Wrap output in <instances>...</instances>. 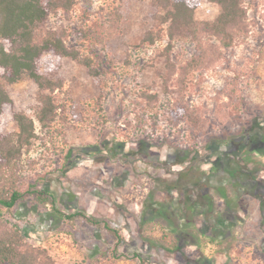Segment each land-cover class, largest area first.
<instances>
[{"label": "rangeland", "instance_id": "obj_1", "mask_svg": "<svg viewBox=\"0 0 264 264\" xmlns=\"http://www.w3.org/2000/svg\"><path fill=\"white\" fill-rule=\"evenodd\" d=\"M245 6V32L222 55L212 41L208 47L179 34L170 39L160 0H77L69 13L48 18L41 33H58L77 55L55 63L51 77L61 86L46 94L54 98L56 116L40 123L42 90L25 78L6 85L13 103L0 127V136H17V112L36 122V136L12 161L0 144V159L7 158L0 161V187L37 184L53 192L67 214L84 215L59 218L31 195L5 211L27 242L45 252L44 264H259L257 256L248 263L239 254L237 238L225 247L211 234L190 246L197 231L183 232L176 210L186 207H174L196 195L203 202V189L215 209L225 206L219 192L206 187L211 162L228 142L264 132V0ZM218 12L203 0L196 17L213 20ZM192 60L211 66L186 73ZM184 104L206 120L204 131L183 116ZM245 156L250 162L238 170L264 172L259 156ZM217 174L219 181L230 178L223 169ZM226 188L235 193L234 186ZM242 192L245 207L251 194L246 187ZM186 219L193 220L190 210ZM104 222L118 228L120 238ZM210 240L217 243L212 255Z\"/></svg>", "mask_w": 264, "mask_h": 264}, {"label": "trees", "instance_id": "obj_2", "mask_svg": "<svg viewBox=\"0 0 264 264\" xmlns=\"http://www.w3.org/2000/svg\"><path fill=\"white\" fill-rule=\"evenodd\" d=\"M77 0H0V127L7 106L13 103L6 85L15 84L25 78L35 80L42 90L40 95L41 108L38 110V120L47 126L56 116L54 98L46 91H54L59 84L51 76L56 68L55 63L62 58L73 56L66 45L65 39L56 32L42 34L41 29L48 18L63 10L72 11ZM203 0H160L164 21L168 23L170 39L177 34L188 36L197 44L208 47L212 41L215 52L222 55V50L231 48L246 29L247 8L249 0H208L219 7V12L213 20L201 21L196 17V11ZM199 60V59H198ZM190 61L185 68L189 73L192 69L210 68V62ZM89 67L90 64H89ZM188 71V72H187ZM183 104V103H182ZM183 116L190 121L197 131L206 129V120L196 108L183 105ZM19 125V133L15 137L0 136V144L8 159L12 161L22 148L31 143L36 136V122L23 112L15 113ZM18 144L19 147H15ZM21 146V147H20ZM2 145H0L1 150ZM2 156L0 161H4ZM9 160V161H10ZM4 163V162H2ZM34 196L39 202L58 212L59 218H70L82 213L67 214L56 206L55 194L40 188L37 184L23 190L15 184L0 187V264H44L45 252L30 245L22 230L11 223L5 211H11L16 204L28 196ZM96 223L102 220H92ZM105 227L119 238L118 228L104 222Z\"/></svg>", "mask_w": 264, "mask_h": 264}, {"label": "crops", "instance_id": "obj_3", "mask_svg": "<svg viewBox=\"0 0 264 264\" xmlns=\"http://www.w3.org/2000/svg\"><path fill=\"white\" fill-rule=\"evenodd\" d=\"M262 173L260 174V179L264 180V174ZM243 196L244 194L242 192L239 199L233 198V201H235L233 203L234 206L229 209L225 206L215 209L214 198L209 195L203 198L204 202L202 203L196 204V200L191 201L189 198H184L187 202L186 204L182 201L183 199L180 200L182 201L180 204H175V208H179V206L182 208L186 207L185 211H177L175 209L176 214H180L179 216L182 219L183 232L187 231L189 228L197 231V237L194 236V238H192L190 246H197L201 238H208L212 236L211 234H216L219 238L218 240L221 241V245H225V247L227 246V240H234V238H237L238 243H241L240 248L242 252L239 254L244 257L248 263L251 262L255 256L258 258L257 261L259 264L264 262V255L261 253V250L262 252L264 251V208H260V205H258V202H260L259 195L256 197H251L252 195H250L248 198L250 201L245 204V207L242 206L240 200L243 199ZM137 199L139 200V198ZM211 199L213 203L209 201ZM219 200L224 201V198L221 197ZM250 202L251 204H248ZM144 203L142 202L141 205ZM135 205L139 207L138 202H136ZM89 207L95 209L93 203H91ZM188 209L193 214V220L186 219L187 211H189ZM183 219L186 222H184ZM207 245L206 252L211 253V255L214 254L217 250L216 240L208 241ZM210 245L212 246V250ZM224 252L225 253H223L221 257H226L227 249L224 250Z\"/></svg>", "mask_w": 264, "mask_h": 264}, {"label": "flooded vegetation", "instance_id": "obj_4", "mask_svg": "<svg viewBox=\"0 0 264 264\" xmlns=\"http://www.w3.org/2000/svg\"><path fill=\"white\" fill-rule=\"evenodd\" d=\"M121 146H123V144H121ZM115 147L116 152H123L122 148H117V145H115ZM213 150L216 151V148L214 147ZM243 153H245V155L253 153L256 156H259V165H263L264 160H262L261 157L264 156V132L261 129L259 130V132H246L243 136H240L239 138L228 142L225 145L224 152L217 153L216 160H214V162H211L213 168L211 169V171H213V173H210V175L206 177L207 182H203H206V187H213L219 192L220 196L224 198L225 207L227 209L232 208L234 206L233 203L235 201H233V198L239 199V196L241 195L245 187L246 189H248L251 195L255 197L259 195L260 202H258V205H260V208H264V180L260 179V174L263 172V170L259 168V171L257 170L256 173L238 170L237 167L240 164L247 163L248 160L249 163L251 159V157L249 156L241 158ZM205 162L210 163V156L205 159ZM256 162H258V160H256ZM226 163H229L228 167L225 165ZM220 169H223L228 172L230 178L226 181H219L217 173ZM236 178H239L240 183H242V187L240 186L239 182L234 181ZM229 185L234 186V188L236 189L235 194H231V191L229 192V190L226 188ZM207 195L210 196V191L203 189L201 193L202 198ZM197 199L198 196L196 195V204L202 203ZM209 201L213 203L214 200L212 201L211 199Z\"/></svg>", "mask_w": 264, "mask_h": 264}, {"label": "built area", "instance_id": "obj_5", "mask_svg": "<svg viewBox=\"0 0 264 264\" xmlns=\"http://www.w3.org/2000/svg\"><path fill=\"white\" fill-rule=\"evenodd\" d=\"M210 248H211V250H212V246L210 245Z\"/></svg>", "mask_w": 264, "mask_h": 264}]
</instances>
